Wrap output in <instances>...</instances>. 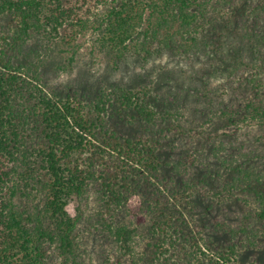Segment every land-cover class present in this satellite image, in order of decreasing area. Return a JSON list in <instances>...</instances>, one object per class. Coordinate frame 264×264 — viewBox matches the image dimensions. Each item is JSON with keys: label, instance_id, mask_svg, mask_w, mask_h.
Instances as JSON below:
<instances>
[{"label": "trees", "instance_id": "obj_1", "mask_svg": "<svg viewBox=\"0 0 264 264\" xmlns=\"http://www.w3.org/2000/svg\"><path fill=\"white\" fill-rule=\"evenodd\" d=\"M89 31L114 68L127 55L213 58L222 71H250L251 91L203 122L221 130L207 135V154L188 150L174 95L160 104L147 84L89 96L49 82L52 57L69 70ZM263 71L264 0H0V264H161L179 245L192 264H264V170L238 132L246 121L264 127ZM140 179L148 252L135 249L137 226L111 217L127 192L143 190ZM91 193L109 211L114 260L81 252V203Z\"/></svg>", "mask_w": 264, "mask_h": 264}, {"label": "rangeland", "instance_id": "obj_2", "mask_svg": "<svg viewBox=\"0 0 264 264\" xmlns=\"http://www.w3.org/2000/svg\"><path fill=\"white\" fill-rule=\"evenodd\" d=\"M236 8L238 7H234ZM214 15L215 12L211 11L210 16ZM235 15L232 14V17ZM224 25V22H220L217 25V31H226ZM235 26L236 30L229 35V43L233 46L235 45L234 39L240 41L241 38V34L237 32L238 27L236 24ZM95 38V34L91 31L79 36L80 49L67 71L57 70L56 65L61 62L58 56L54 55L56 53H52L54 55L52 60L55 61L48 67L49 82L60 85L63 89L69 86L89 96L93 95L98 88L113 84H147L151 88V98L156 97L160 104L164 98L168 99L174 95L175 101L169 100V105L182 114L178 116L179 121L177 122L190 135L184 136L182 140L188 150L196 148L202 153L203 148V154H207L209 148L207 135L213 136L221 130H219L220 123L216 120L210 125H203V122L212 117V110H217L225 104L239 106L242 103L241 93L251 91L245 79L250 77L248 76L250 71L244 68L235 70V72H229L230 69L222 71V69H217L219 60L213 58L205 57L191 61L183 56L163 54L142 61L137 56L127 55L114 68V63L108 54L99 48ZM260 62L261 60H258L257 63ZM259 77H264V71ZM241 125L238 131L241 138L257 149L261 156L259 165L264 170V127L248 121L242 122ZM139 181L143 190L127 192V201L119 207L112 205V213L111 211L110 213L114 223H125L140 229L135 238V249L138 252L142 250L148 252L147 243L152 240L150 238L152 228L150 233L151 221L143 212L148 192L145 187L148 182L142 179ZM74 207V204L68 207L72 215L76 213ZM106 208L95 193H91L89 198L81 203L83 216L78 232L80 249L86 261L98 263L109 259L114 260V255H120L119 244L103 224L106 218H110ZM181 210L185 211L183 208ZM141 217H144V221ZM195 234L193 230L190 231L191 236ZM165 257L168 259L160 262L161 264H192L193 261V257L183 253L180 245L175 254L166 253ZM51 264L60 263L54 259Z\"/></svg>", "mask_w": 264, "mask_h": 264}]
</instances>
